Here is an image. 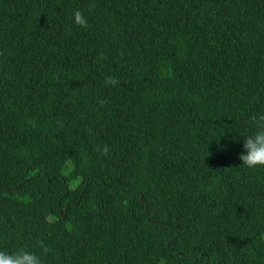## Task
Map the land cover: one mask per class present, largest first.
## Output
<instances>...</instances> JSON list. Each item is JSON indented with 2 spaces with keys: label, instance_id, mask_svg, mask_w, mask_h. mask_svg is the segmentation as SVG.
<instances>
[{
  "label": "trees",
  "instance_id": "trees-1",
  "mask_svg": "<svg viewBox=\"0 0 264 264\" xmlns=\"http://www.w3.org/2000/svg\"><path fill=\"white\" fill-rule=\"evenodd\" d=\"M253 113L264 0H0V248L264 264V169L239 160Z\"/></svg>",
  "mask_w": 264,
  "mask_h": 264
},
{
  "label": "clouds",
  "instance_id": "clouds-1",
  "mask_svg": "<svg viewBox=\"0 0 264 264\" xmlns=\"http://www.w3.org/2000/svg\"><path fill=\"white\" fill-rule=\"evenodd\" d=\"M95 7L94 3L88 5L89 11ZM72 23L81 28L88 27V19L82 10H75L72 13ZM69 33L71 29L68 30ZM120 83L117 77L106 76L103 79L105 87H116ZM100 107L107 104L106 100L98 101ZM62 125V122H57ZM247 125L253 129L252 134L244 137L243 152L239 156L241 165L248 169H264V113H253L248 116ZM96 151L101 155H108L110 148L107 145H98ZM40 249L39 254L35 250L26 247H18L14 251H7L0 248V264H45V258L51 252V248L43 241L37 242ZM160 264H166L164 260Z\"/></svg>",
  "mask_w": 264,
  "mask_h": 264
},
{
  "label": "water",
  "instance_id": "water-1",
  "mask_svg": "<svg viewBox=\"0 0 264 264\" xmlns=\"http://www.w3.org/2000/svg\"><path fill=\"white\" fill-rule=\"evenodd\" d=\"M62 218H64V215H63V217Z\"/></svg>",
  "mask_w": 264,
  "mask_h": 264
}]
</instances>
